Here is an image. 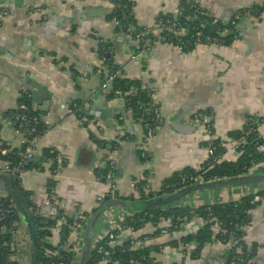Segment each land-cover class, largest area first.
Instances as JSON below:
<instances>
[{"label": "crops", "instance_id": "crops-1", "mask_svg": "<svg viewBox=\"0 0 264 264\" xmlns=\"http://www.w3.org/2000/svg\"><path fill=\"white\" fill-rule=\"evenodd\" d=\"M132 1L137 23L148 31H153L158 15L173 14L181 2ZM199 4L225 24L237 11L247 12L230 45L206 42L183 52L167 43L149 45V38L144 35L147 41L143 52L137 59H131L136 51L132 45L139 40L128 38L117 29L109 18L108 1L0 0V116L17 111L24 104L23 91L27 90L45 128L35 148L39 168L20 176L0 173V197L13 199L23 214L19 212V231L13 238L10 255L13 264H38L39 250L37 253L34 250L38 231L29 220L32 208L43 217H52L59 208L70 219L81 210L85 229L88 228L107 202L110 186L101 171L112 160L116 191L122 195L134 179L144 180L148 195L153 197L178 192L182 187L163 192L165 180L187 169L199 170L207 157L209 142L201 125L193 121L196 111L213 114L214 134L226 149L221 160L233 159L235 145L228 135L242 131L249 119H262L259 130L264 134V13L256 17L253 9L264 6V0H199ZM2 10H7L8 15H2ZM104 56L118 65L127 78L141 80L154 90L161 122L146 143L142 144L146 130L141 120L135 119L122 97L108 100L102 89L97 69ZM75 105L79 106L78 111ZM93 108L111 109L107 114L111 121L91 115ZM21 139V132L11 118L0 120V144L17 148ZM97 139L106 141L107 146ZM141 144L145 157L140 154ZM52 151L62 159L60 166L51 157ZM263 186L233 183L190 191L163 207L235 201L243 192ZM100 196L103 201L98 200ZM124 210L127 209L110 206L100 211L91 245ZM249 220L245 239L253 256L248 264H264L262 203L249 211ZM204 224L199 218L186 222L179 231V239ZM166 225L162 220L157 224L146 222L133 231L136 239H146L145 245L159 246L152 256L161 264H207L223 251L222 243L215 241L204 246L200 258L184 256L178 244H170L176 238L159 236L160 227ZM49 232L46 241L56 246L61 240V230L53 228ZM127 235H119L121 242ZM83 246L84 237L75 264L82 262Z\"/></svg>", "mask_w": 264, "mask_h": 264}, {"label": "built area", "instance_id": "built-area-1", "mask_svg": "<svg viewBox=\"0 0 264 264\" xmlns=\"http://www.w3.org/2000/svg\"><path fill=\"white\" fill-rule=\"evenodd\" d=\"M105 1H108L110 4V14L116 15L118 11H123L122 22L121 20L117 19L116 16L113 18L112 21L116 26L120 25L119 30H121L122 33L125 34L128 38L133 37V39L135 40H142L144 35H147V33H153L157 35L156 43H167L169 45L175 46L183 52L191 51L203 41L210 42L213 45H225L224 40L221 37H218V35H210L209 33L204 31L206 27V22L204 20H196L198 19V16L209 17V24L215 26L217 30L219 27V23H223L218 18L210 15L207 11L202 9L199 4V0H190L189 3V9L192 12V16L194 15L193 20L191 19L192 17L190 15H184V9L182 7H177L171 17H160L158 19H155L153 31H136L134 22L127 20V18H130L134 13V2L132 0ZM262 13H264V10L260 13V15ZM1 14L8 15V11L2 10ZM246 14V11H237L236 13H234L232 19L228 22V24L231 26L230 29L228 28V31L231 32L233 40L237 36L236 30L238 29L239 22ZM194 20L197 21L196 24L194 23ZM187 21L192 22L191 27L187 26ZM219 33H221V31ZM141 52L143 51H135L133 54H131L130 58L137 59V57L140 56ZM97 70L102 80V89L106 92L111 87V83L116 75V72H113L112 69L109 68L104 57L102 58V63ZM133 92V90H130L126 94H131ZM23 97L31 99V94L27 90H24ZM147 97H149V101H147L145 104V110L151 117L149 118V122H145L144 119L141 120L144 129L146 130L142 144L148 142L152 138L155 128H157L159 123L161 122V111L156 99L154 98V90L150 85H147ZM32 110L36 111L33 106L30 107L29 105L24 103L20 106L19 113H15L9 116V118H11L17 125V129L21 132V145L24 147V149L20 152H13L10 148L1 146L0 156L6 157V159L0 158V173H11L16 176H20L27 171L36 170L34 168H29L28 166L32 163L37 164L39 162V157L38 154L35 152V148L37 142L40 140L45 130L37 127L38 118L36 115L29 116V113ZM75 110H79L78 105H75ZM5 119V116H0L1 121H4ZM83 119L87 123H93V121L90 119ZM213 119L214 116L211 112L196 111L193 114V121L196 124L201 125L203 130L206 132V138L209 142L206 147V160L203 165L199 168V170L203 173L214 167L216 163L222 161L221 158L222 155H224L223 153H216V146L212 145V142L218 139L214 134ZM248 122H250V126L244 132V134L239 139L230 141L233 142L235 145V153L233 159L228 161H236L237 158L243 153L244 147L248 143L249 137L253 133L258 132L259 136L263 139V142H261L260 144H258V142H255V146L257 151L263 155V159L260 162L252 163V165L247 169L245 173H243V175L264 173V134H262L259 130L262 124V119L251 118ZM98 129H101V127L98 126ZM122 136L123 134H120V137ZM221 146L224 147V144L221 143ZM12 154L15 155L14 158L17 159L12 160L10 158V155ZM145 155V150L141 145V156L145 157ZM55 159L60 166L62 159L57 155H55ZM113 167L114 162L112 160L109 163L105 175L106 180L108 181L110 186V191L106 194V197H109L111 199H118L120 197L136 198V196L142 197L143 194V196L148 195L149 190L146 189L147 186H143V189L140 190V188L137 186V181L135 179L130 182V189L127 190L123 195L118 193L116 191L118 188L117 184L113 180ZM190 180H192V182L187 183V180L185 178H182L179 184H182V187H185L193 183L205 182V180L201 176L194 178V180L193 177H191ZM50 191L53 193V189H50ZM245 196H251L250 201L252 204L257 203L258 205L259 203H262L264 205V186L257 188L249 193L243 192L241 197ZM98 200L103 201L104 197L102 198L100 196L98 197ZM30 211L33 216H41L33 208L30 209ZM58 211L59 208H57L56 210V216H52V218H54L55 224L52 227H49V230L53 228L61 230L66 225L69 228L67 239L65 241L60 240L56 246H52L46 241V237H44V240H42L45 241L48 245L42 246V248L46 257L59 256L61 251L70 252L73 254V257L69 264H75L77 253H79L82 248V240L85 231V215L81 210H78L76 212V217L73 218L71 222H68L64 214L58 215ZM15 215H19V212L13 201H7L5 198L0 197V232L8 233L12 236L11 241L3 243V245L7 246L10 251H13L14 249V235L19 231L17 220L11 219ZM133 216L134 215L132 212L124 210L121 214H119L115 221H111L108 227L102 230L100 237L97 238L91 245V251L95 250L98 255H101V258L99 259L97 264H141L133 258H130L128 260H122L117 257H112V252H109L107 249H105V246L107 247V245L110 247L121 245L122 242L119 237L121 233H128L127 238L125 239V241H129V244L126 247L127 250L137 249L138 247L145 245L146 239H136L133 235V231H135V229L132 226H129L126 222L127 220L132 221ZM138 221L144 222L143 218L139 219ZM162 221H165L167 225L160 227L159 236L170 235L171 237L176 238L177 244L184 250V256L192 255V252L197 248L198 243L195 240H192L190 242H183L181 238L179 239V231L186 226V222L173 223L172 217L164 218L162 219ZM148 222H151L152 224H157L154 221ZM204 222L207 223L208 220L205 219ZM220 224L221 222H215L213 226L215 234L220 231ZM248 227H250V225L246 227V230L248 229ZM218 242L220 244L222 243L219 240ZM222 246L223 251L219 253L216 259L208 262L207 264H222L221 256L224 255L226 251H238L239 253H242L241 245H239L237 241H231L228 244H222ZM191 247L192 250H189V248ZM188 250L190 251V253ZM194 255H192V257L200 258V255ZM237 263V261L230 262V264Z\"/></svg>", "mask_w": 264, "mask_h": 264}, {"label": "trees", "instance_id": "trees-1", "mask_svg": "<svg viewBox=\"0 0 264 264\" xmlns=\"http://www.w3.org/2000/svg\"><path fill=\"white\" fill-rule=\"evenodd\" d=\"M189 3L190 0H181L178 7H182L184 9V15H190L192 20L194 19V15L192 16V12L189 9ZM203 9V8H202ZM256 10V17L260 16V13L264 10V6H257V8H253ZM116 16L117 19L123 21V11L120 10L115 14H109V18L113 20V18ZM172 14H160L158 15V18L160 17H171ZM127 20L133 21L136 31H145V27L142 25H139L134 17V13L130 18H127ZM183 20V19H182ZM181 20V21H182ZM196 20H204L206 22V27L204 29L205 32L209 33L210 35H218V37H221L224 40L225 45H230L233 41L232 34L230 31H228V28L230 29L231 26L229 24H221L219 23L218 30L215 28V26L209 24L210 18L209 17H199ZM196 20H194V23L196 24ZM192 22L187 21V26L191 27ZM120 25H117V29H119ZM221 31V33H219ZM148 39L149 45L155 44L157 40V35L153 33H148L146 35ZM146 36L143 37L142 40H139L138 43L132 45L133 48L136 51H142L146 45ZM207 41H203L202 43H206ZM106 59V63L108 64L109 68L112 69L113 72H116V75L111 83V87L106 91V97L108 100L115 99L116 96H120L124 100V104L132 109L133 115L135 119L137 120H145V122H149V118L151 117L147 111L145 110L146 102L149 101V97H147V85L143 84L141 80L138 79H130L125 76V74L122 72L120 67L118 65L113 64L110 59L106 56H104ZM130 90H133L134 92L131 94H126ZM22 101L32 106L31 99L24 98ZM20 108L17 111H14L10 113L9 115H6L5 117H9L15 113H19ZM210 112V111H207ZM36 115L38 118L37 127L45 130L44 125L42 123V120L40 119L39 114L37 111L32 110L29 113V116ZM16 125V124H15ZM143 125V124H142ZM17 126V125H16ZM250 126V122H247L244 129L240 132H232L229 133V137H231L233 140L239 139L244 132L248 129ZM144 127V126H143ZM127 135V134H126ZM93 137V135H91ZM98 143H101L103 146H107L106 141L98 140ZM255 142H258L260 144L263 142V139L259 136L258 132L253 133L249 139L248 143L244 147L243 153L237 158L236 161H225L222 160L219 163H216L214 167L207 170L206 172H202L198 169H187L178 173L173 174L170 176V178H167L163 184V192L170 193L174 191L177 188L182 187V184H179L182 178H185L187 180V183H191L192 180H190L191 177L197 178L198 176H201L205 181L212 180L216 178H231L235 176L242 175L247 171V169L252 165V163L260 162L263 159V155L259 153L256 149ZM142 145V144H141ZM213 146H216V153L224 154L226 149L221 146V141L219 139L212 142ZM4 146L7 147L5 144H0V147ZM24 149V147L21 145L19 147L12 148L11 150L13 152H20ZM141 154V149H140ZM55 152H52L51 157L55 159ZM15 155H10V158L12 160L17 159L14 158ZM1 159H6V157L0 156ZM29 168L38 169L39 168V162L37 164H30L28 166ZM106 168L105 170L101 171L102 177L104 178L107 172ZM115 174V170H113V175ZM137 180V186L141 189H143V186L146 184V182L142 179H136ZM52 182V181H51ZM142 192V191H141ZM143 194V193H142ZM144 195V194H143ZM140 198H125L120 197L118 199L126 200L130 202V209H127L128 211L133 213V220L129 221L127 220V224L129 226H132L135 230L141 228L145 222L148 221H154L158 223L160 220L172 217L173 223H179V222H189L193 218H199L205 221L208 220L207 223H205L200 229H198L195 232L187 233L186 235L181 237V240L183 242H190L192 240H195L198 243L197 248L192 252V255L199 256L202 252V249L206 244L214 243L215 241H221L222 244H228L231 241H237L239 245H241L242 253H239L238 251H226L224 255L221 256L222 264H230L231 261H237V264H248L251 257L253 256V253H250L248 251V242L245 239L246 235V227L249 225V211L253 209L256 204L251 203V196H245L241 197L235 201H229V202H217L207 205H199L197 207H175V208H154L150 210H145L142 212L135 213L137 209H139L140 206L145 204V200L147 198L153 197V195H147ZM7 201H10V198L5 197ZM106 201H110L111 198L106 197ZM58 215H61L62 212H58ZM56 216V215H54ZM68 222H71L72 219L66 217ZM144 220V222H139V219ZM11 219L18 220V215L13 216ZM33 223L36 227V230L38 231V264H69L71 262V259L73 257V254L70 252L61 251L59 256H52V257H46L43 251L42 246L48 245L44 240V237L48 236L50 234L49 227H52L55 222L54 218L52 217H43V216H33L32 215ZM221 222L220 224V231L218 233H214L213 226L215 222ZM68 230L69 228L65 225L61 229V240L65 241L68 236ZM43 239V240H42ZM12 240V236L8 233L0 232V264H13L10 261V255L11 251L9 248L5 245H3L4 242H9ZM129 244V241H123L121 245H116L113 247H110L107 245L105 246V249H107L111 253L112 257H117L122 260H128L130 258H133L140 262L141 264H161L158 261H155L154 257L152 256V253L158 251L159 246H153V245H142L138 247L137 249L133 250H127V246ZM170 244L176 245L177 241L174 240ZM49 247V246H47ZM194 255V256H195ZM90 261L89 264H97L99 259L101 258V255H98L95 250L90 252ZM220 257V256H219Z\"/></svg>", "mask_w": 264, "mask_h": 264}, {"label": "water", "instance_id": "water-1", "mask_svg": "<svg viewBox=\"0 0 264 264\" xmlns=\"http://www.w3.org/2000/svg\"><path fill=\"white\" fill-rule=\"evenodd\" d=\"M94 112H91L90 114L93 116H97L103 120H106L107 122H110L111 119L107 117V114L111 112V109L104 110L99 108H93ZM123 112V111H122ZM233 183H249V184H261L264 185V173H255V174H249V175H241L238 177H231V178H222V179H216L212 181H206V182H197L193 183L191 185L182 187L178 192L170 194V195H160L156 197H152L145 201V204L140 206L139 209L135 211V213L142 212L145 210H150L154 208H159L163 206H168L175 200L183 197L188 192L192 191H205L212 188H218L221 186H227L231 185ZM13 203L15 204L18 212L21 213L19 206H17L16 202L11 199ZM110 206H118L122 207L124 209H130V202L122 199H112L110 201H107L103 207L99 210V212L91 219L88 228L84 231V246H83V252H82V262L81 264H87L90 261V252H91V236L93 233V227L94 223L96 222L98 218V214H100V211H104L105 209H108ZM19 213V214H20ZM22 214V213H21ZM23 215V214H22ZM31 217V215H30ZM30 223L33 224L32 217L29 219ZM38 244L36 242V238H34V250L37 253ZM37 255V254H36ZM214 253H210V257H214ZM35 264V263H34Z\"/></svg>", "mask_w": 264, "mask_h": 264}]
</instances>
